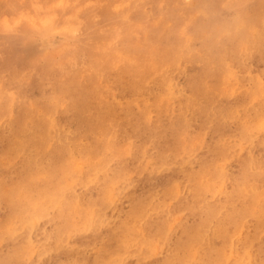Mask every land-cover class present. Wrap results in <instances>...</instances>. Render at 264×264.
<instances>
[{"label":"bare ground","instance_id":"1","mask_svg":"<svg viewBox=\"0 0 264 264\" xmlns=\"http://www.w3.org/2000/svg\"><path fill=\"white\" fill-rule=\"evenodd\" d=\"M235 1L238 4H234ZM70 2L58 0L60 7L58 9H61V16L58 18L67 26L68 34L81 33L72 51L68 50L71 52L69 59H66L70 64L69 69L61 74L68 75V78L66 82L58 86L61 104L66 97L65 94L72 91L69 110H63L64 107L59 109L55 106L52 109L46 108L45 113L41 114V117H37L35 116L37 112L34 114L37 110L34 106L33 113L30 112L32 113L31 117L34 114L32 125L36 127V130L33 131L27 127V119L29 118L27 114V107L29 106L27 105L29 104H24L23 98L20 100L18 97L17 101L24 102L18 103L16 101L20 105L19 110L14 112L13 108L9 109L8 107V101L12 96L9 98L6 95L9 100L4 99L6 105L0 107V165L5 163L3 167H9L5 160L15 158L17 161L19 157V161L22 162L14 170V179H26L32 175L33 167L36 165V162L29 163L28 161L27 151L30 148H34L41 157L44 158L45 156L52 169H57L60 165L58 160H62L65 156L67 160L70 158V162L77 159V156H70L72 146L75 148L77 146L82 147V156L91 155L94 157L100 153V160L106 159L108 153L106 151H109L120 162L119 169L115 171L116 167L112 168L111 172H113L114 178L108 179L106 167L102 164L95 166L97 174L101 171L100 175H103V178L97 180L98 186L95 194L88 201V205L97 207L98 213H100L107 203L108 194L115 187L114 184L123 180L122 175L124 173L120 175L122 170L138 169L141 164L140 157L145 158L147 142L153 140L155 142L153 145L156 148V165L146 176L144 185L139 186L140 189L136 191V194L130 196V209L122 214L123 219L117 221L115 228L112 229L111 235L116 236V246H121L124 234L134 233V230H139V232L140 230H149L151 232L149 241H152V237L162 236L164 228H166L165 225L160 223L159 219H156L149 211L158 212L159 209L161 210L163 205H156L157 195L162 193L166 196L160 190L170 191L172 185L169 182L177 179L169 176L160 178V167H165L167 171L164 173L165 175H170L173 172L181 173L185 177L182 176L180 179H187L186 183L190 191H194V202L188 206L194 221L190 225L183 226L182 234L173 242L170 258L159 264H174L173 259L183 260L186 257L182 254L183 250L190 248L196 242H202L206 249L202 264H248L250 262L246 252L241 255L243 253L239 254V250L251 248L256 249L257 264H264V89L261 84L264 81V0H230L229 2L218 0L216 5L218 14L212 5L208 12L210 16L208 23L204 26V22H196L193 25V30L187 35L185 27L178 22V17L171 13L173 15L171 17V19L173 18L172 23L166 27L170 31L171 38L164 37L158 50L154 51L159 58L158 63L154 64L155 67L151 65L150 61L153 56V46L150 43L145 46L144 54L140 53V61L135 67L126 65L127 63L115 66V61L109 60L110 54L107 53L110 41L120 38L117 37L114 28L116 26L113 22L115 20L114 15H109L102 6H98L99 15L102 13L100 20H98L101 23L97 28H92L91 25L95 22L93 9L97 0H89L82 5L80 4L77 10L72 11L78 19L77 22L69 23L74 18L71 17L67 24L63 18L67 13H70ZM124 2H127L126 6L119 9L120 13L126 11V8L133 4L138 7V14L144 13L151 16L148 8L144 6L149 3L155 12L149 10L154 12V16H156V14H161L162 6L166 1L152 3L148 0H125ZM227 8L236 11L235 18H221V13H224ZM89 13L93 18H89ZM226 13L229 16V12L226 11ZM26 16L28 15L24 14L22 18L28 19ZM39 16L36 15L40 18L41 16ZM48 16L50 18L51 15ZM120 22L124 31L120 44L125 51L133 50L136 52L135 43L126 47L127 41L124 39V34L131 40L133 36L135 42L139 37L145 40L144 33L138 32L130 26L127 14L122 16ZM43 23H47V21ZM40 24V21H33L32 30L41 31ZM58 26L64 32L67 30L65 26ZM46 28L43 30H47ZM201 28L204 30L201 31ZM253 31L256 34L255 38H251ZM11 42L12 45L16 46L14 49L15 63L29 64V62L35 61L37 52L34 41H28L25 36L24 43L20 46H17L12 40ZM70 44L68 45L71 47L73 43ZM85 53L89 56L88 62L81 64V66L85 69L86 80L90 83L89 89L83 81L79 80V70L73 69L79 66L78 60L83 59ZM253 57L255 58L254 62ZM189 66H191V74L188 82L191 95L185 96L181 92H176L180 88L176 76L181 74L183 70H187ZM234 67L240 70V76L237 78L240 87H236V83L234 88L238 89L228 91L221 84L225 82L229 70ZM9 68L13 75L10 81L11 85L18 83L21 73L16 71L17 68H13V64L8 65ZM2 73L0 66V77ZM58 74L60 73L58 72ZM102 76L113 79L116 83L115 90L119 88L127 94L128 97L124 98V102H120L122 105L104 102L107 100L106 95L99 98L95 96L97 84H101L100 78ZM96 80L98 82H95ZM246 80L252 82V86H248ZM210 82L214 84L211 92L208 88ZM205 90H208L209 93H204ZM148 96H152L151 102L140 107V103L143 104L145 100H149ZM167 96L174 97L175 105L173 108L179 107L178 110L169 112L162 109L163 105L159 104V100ZM260 96L261 99L257 101ZM140 97H142L141 100ZM40 98H32V102L38 105V102L41 101ZM103 98L105 99L103 100ZM198 98L201 99L199 105L193 104L192 99L197 100ZM183 101H187V104H185L184 110H180ZM54 112L63 119L67 115V118L64 119L66 124L68 121H79L85 124V128L78 125L74 130L64 132L63 124H61L64 120H58L57 123L53 115ZM150 113L155 114L152 121ZM11 118H15V123L12 126V135L8 136L5 127L8 126ZM195 118H199L205 129L209 130L208 132L211 134L209 144L212 143V146L206 148L201 155H196L194 152L182 154L181 151H178L180 142L181 140L184 141L189 131H192L193 126L191 124L195 123ZM231 122L236 124L233 136L239 142H244L246 146H240L241 143L239 142L235 145L225 143V134L228 133V126ZM145 129L147 134L150 130L151 136L143 135ZM251 130L259 132L258 135L254 136ZM26 132H32V134L37 132L39 137L33 135L39 138L37 149L33 136L26 138L27 144L13 141L18 136L25 137ZM98 134H101L104 139L113 135L115 145L107 146L108 144L101 140L102 137H97ZM132 137L138 139V154L134 157L128 152H124L132 146L134 141ZM230 158L237 159L239 172L230 179L229 189L224 192V199L222 198L217 203H202L201 194L208 169L210 168L209 174L212 170L211 176L215 182H222L221 168L214 167V164L220 159ZM197 159L201 169L193 172L191 168ZM131 161L134 162L133 165ZM28 182V185H31L30 183L33 181ZM51 186L54 187L52 180L43 184L44 189ZM80 188L83 189L82 186ZM173 191L168 192L167 195L172 196ZM9 195L11 194L6 196V194L0 193V202L11 208V215L21 214V212L18 213L19 208L13 205L14 201ZM77 196L76 194L71 195L69 201L65 205L62 204L64 208L59 217L63 227L59 225V229L57 226L56 230H67L70 212L76 205L74 203H76L75 198ZM28 214L30 213L28 212ZM44 214H46L44 209H40L34 214V217H31L33 220L29 226L33 224L36 217ZM11 215L8 213V219ZM23 217L25 218V216ZM98 218L96 223L104 222L105 224L107 221L103 215ZM5 225V222L1 220L0 229L3 231L7 229L8 227L6 228ZM84 227L91 228L92 226L90 222L87 224L84 222ZM3 233L1 234L3 235ZM107 257H109L108 253L102 259L94 261V264H107L110 262Z\"/></svg>","mask_w":264,"mask_h":264},{"label":"rangeland","instance_id":"2","mask_svg":"<svg viewBox=\"0 0 264 264\" xmlns=\"http://www.w3.org/2000/svg\"><path fill=\"white\" fill-rule=\"evenodd\" d=\"M64 1H71V10L69 9L70 13H67L65 17L63 16V19H65V22L68 24L71 17L74 18L70 20L69 23H75L78 20L72 11L77 10L80 4L82 5L89 0ZM124 1L125 0H97L95 8L93 9L94 18L90 13L88 14L90 19L93 18L95 20V22L92 23L93 25H91L92 28H97L101 23V21L98 20H100L99 18L102 13L99 15L98 6H102L103 10L107 11L109 15H114L113 18L115 20L113 22L114 25H116L114 28L116 29L117 37L120 38L110 41L107 53L110 54L109 60L115 61V66L127 63L126 65L135 67L140 61V53L144 54V50H146L145 46L150 43L153 46V56L150 61L151 65L155 67L154 64L158 63L159 58L157 56L158 54L154 53V51L158 50L164 37L171 38L170 31H168L166 27L168 24L172 23L173 18L171 19V17H173V15L178 17V22L185 27L187 35L188 32L193 30V25L196 24V22H204V26L208 23V19L210 18L208 12L212 5H214L217 14L219 12L216 9L218 0H148L152 3L166 1L162 6L163 10L160 15L156 14V16H154L155 9L152 6H149V3L144 6L148 8V12L151 16L144 13L138 14V7L133 4L126 8V11L120 13L121 11H119V9L126 6L125 4L127 2ZM222 1L229 2L230 0ZM236 3L238 4V2L235 1L234 4ZM58 7V0H0V66L3 71L2 76L0 77V107L6 105L4 99L9 100L11 96L12 97L8 101V107L9 109L13 108L14 112L17 109L19 110V102L25 101L24 104L28 103L29 105L27 106L29 107L26 106L28 109L27 114L29 115V118L27 119V127L33 131L36 130V127L32 125V119H34L33 117L36 112L35 116L41 117L45 113L46 108L52 109L57 106L59 109L64 107L63 110H69V103L71 101L72 91L66 93V97L64 96L65 99L62 104L60 103L61 100L59 99L60 94L58 86L63 84V82H66L68 78V75L61 74L69 69L70 64L66 59H69L71 52H68V50L72 51L74 45H76L75 42L78 41L81 33H76L74 35L68 34L67 26L58 18L61 16V9H58ZM149 9L154 12H151ZM226 11L229 12V16ZM226 11H221L224 12L221 13L222 19H225L226 17L235 18L236 11L232 8H227ZM24 14L28 15L26 16L28 19L22 18V15ZM32 14L35 15L33 16ZM125 14L128 16V23L130 26L145 35V40H142L141 37H139L134 42L133 36L131 40L126 37V34H124V39L127 41L126 47H129V44L133 45L135 43L137 48L136 52L133 50L125 51L122 44H120L124 33L120 21ZM36 15H40L41 17L39 16L40 18H38ZM48 15H51L50 18ZM33 21L41 22L42 25L40 24L39 27L41 28V31L32 30L31 26ZM44 21H47V23H43ZM58 25H62V27L65 26L67 30L64 32V30L60 29ZM44 26L47 27V30L44 29L45 32H42L44 31ZM203 30L204 29L201 28V31ZM59 31L62 32L59 33ZM24 35L28 41H34L36 46L37 54L35 61L33 63L29 62V64L15 63L16 57L14 49L16 46L12 45L11 42V40L14 41L17 46L22 45L24 43ZM254 36H256L255 31H253V36L251 38H255ZM69 42L73 43L71 47L69 46L71 45ZM88 57V54L85 53L83 59L78 60L80 63L79 66L73 68L79 70V80L84 82L87 89H89L90 83L86 80L85 69L81 64L87 63ZM254 60L255 58L253 59V62ZM11 64H13V68H17V72L21 73V75H19V82L12 85L10 82L13 76L12 70L10 68L8 69V65L10 66ZM190 68L191 66L176 76L177 83L180 87L176 92H181L185 96L191 95L188 82L191 74ZM58 72L60 74H58ZM239 76L240 70L238 68L234 67L230 69L225 82H223L221 86H225L228 91L237 90L238 88L235 89L234 85L236 86L237 83L236 87H240L239 81H237ZM100 80L101 84L96 83L97 92L95 93V96L99 98L102 95H106L105 97L107 100L104 102L118 103L122 105L120 102L122 101L123 103L124 98L128 97L127 94L124 93V90L119 88L118 90H115V81L106 76H102ZM95 82H98V80ZM246 82L248 86H252V82L249 80H246ZM261 84L264 89V81H262ZM213 86L214 84L210 82L208 87L210 92L213 89ZM209 91L205 90L204 93H209ZM6 95H8L9 98ZM5 96L6 98H4ZM261 96L257 101L261 99ZM37 97H41V101L38 102V105H35V103L32 102V98L35 99ZM17 98L20 100L23 98L24 101H17ZM104 99L105 98H103V100ZM139 99L141 100L142 97ZM148 99L149 100H145L143 104L140 103L139 106L143 107L144 104L151 102L152 96H148ZM175 100L178 102L177 99ZM187 101L182 102L180 110H184ZM192 101L193 104L199 105L201 99H192ZM254 103H256V101ZM159 104L163 105L162 109L168 110L169 112L179 109V107L173 108L175 104L174 97L172 96L160 98ZM34 106L35 110H37L32 115L33 117H31V114L33 113L32 111H34ZM53 115L57 123L58 120H64L67 118V115L64 116V119L61 118L56 112H54ZM150 118L152 121L155 118V114L150 113ZM10 120L9 123L7 121L8 126L5 127L8 136L12 135L11 131L12 126L15 123V118H11ZM61 124H63L64 132L74 130L78 125L85 128V124L79 121H68V124H66L64 120ZM191 125L193 126V129L188 132L184 141L181 140L178 151H181L182 154L194 152L196 155H201L206 148L212 146V143L209 144L211 141V134L208 132L209 130L205 129L199 118H195V123ZM211 127L212 125L210 128ZM235 129L236 124L231 122L230 126H228V133L225 134V143L227 145L238 144L239 141L233 136ZM32 132H26L24 135L25 137L22 138L18 136L13 141H16V143L27 144L26 138L28 136H38L37 132L35 134H32ZM143 132V135L147 137L151 136L150 130L149 134L146 133V129ZM258 133L259 132L257 131H252L254 136L258 135ZM97 137H102L101 140H104L108 144L107 146L115 145L113 135H110L107 139H104L101 134H98ZM33 138L35 148L37 149L39 138L34 136ZM88 138L90 139V137ZM132 138L134 139L132 146L127 148L128 151L125 150L124 152H128L134 157L138 154V139L136 137ZM154 143L153 140L147 142L145 158H142V156L140 157L141 164L138 169L131 168L128 170H122L120 175L124 173L122 175L123 180L114 184L115 187L114 189L112 188L111 193L108 194L109 198L107 203L100 213H98L99 211L97 207L94 206V208L93 206H89L88 201L90 200V197L95 194L94 192L98 186L97 180L103 178V175H100L101 171L97 174L95 166L102 164L106 167L108 179L114 178L113 172H111L112 168L116 167L115 171L119 169L120 162L117 161L118 159L116 156L109 151H106L108 152L106 159L100 160V153L94 155V157L91 155L82 156V147L77 146L78 148H75L72 146L70 149V156H77V159L70 162V158L67 160L65 156L62 160H58V163L60 164L58 168L52 169L45 156L44 158L43 156L41 157L34 148H30V150L27 151L28 161L29 163L36 162L35 167H33L32 175L27 177L30 179H14V170L16 166L22 162L19 161V157H16L17 161H15V158L13 160H5L9 167H3L5 163L0 165V193L4 195L6 194V196L7 194H11L9 196H11L12 201H14L13 205L19 208L18 213L21 212V214L11 215V208L0 202V221L2 220V222H5V227H8L4 231L0 229V232H4H1L3 235L0 233V263L94 264V261L102 259L106 253L109 255L107 260L110 261L107 264H159L170 258L173 251V242L182 234L183 226L190 225L194 221L193 214L188 208V206L194 202V191H190L186 183L187 179H180L184 175L179 172L165 175L164 173L167 172L165 167H160L159 170L160 178H165L167 176L170 178H177L176 180L172 179L173 182H169L170 185H172L170 191L174 190L172 196L167 195V193L170 192L169 190H166L165 192L160 190L166 194V196L162 193L157 195L156 205H163L161 210L159 209L158 212H152L153 210L149 211L151 215H154L156 219H159L160 223L165 225L166 228H164L162 236L156 238L152 237V241H149L151 235L149 230H140V232L139 230H134V233L124 234V238L121 240V246L117 247L115 240L116 236L114 237L111 235L113 232L112 229L116 226V222L123 219L122 214L130 209V196L136 194V191L140 189L139 186L142 187L144 185L146 176L156 165V148L153 145ZM239 143H241L240 146H246L244 142ZM183 150L185 151L183 152ZM131 163L133 165L134 162L131 161ZM216 164H214V167L221 168L222 182H215L214 178L211 176L212 170L209 174V168L208 173H206L207 177L204 179L201 194V202L204 204L217 203L222 198L224 199V192L229 189L230 179L236 176L239 172L237 159H220ZM199 169L201 168L197 159L193 162L191 170L197 172ZM184 174L186 175V172H184ZM49 180H52L54 187L51 186L44 189L43 184L48 183ZM28 181H33L30 183L32 186L28 185ZM174 182L176 183L174 184ZM81 186L83 189L80 188ZM11 188L14 190L13 193ZM73 194L78 196L75 198L76 203H74V205H76L70 212L69 224L66 227L67 230H56L57 226L59 229V225H62L60 223L59 215L63 212V206L69 201V197ZM63 203L64 205H62ZM40 209H44L46 214L36 217L33 224L29 226V223L33 220L31 217H34V214ZM28 212L30 214H28ZM8 213L11 215L9 216L10 221L8 219ZM101 215L107 220L105 224L104 222L96 223L99 220L98 217H101ZM23 216H25V218ZM11 220L14 221L12 222ZM84 222L85 224L90 222L92 227H84ZM244 235L245 233L243 236ZM3 236L4 238L6 237V240ZM243 252H246L245 254H247V258L250 262L248 264H257L255 248L239 250V254ZM118 253L119 256H117ZM244 253L241 255H244ZM182 254L186 257L181 261L173 259L174 264H202L203 258L206 255V249L202 242H196L194 245H191L190 248H185ZM120 256L121 259H119Z\"/></svg>","mask_w":264,"mask_h":264}]
</instances>
